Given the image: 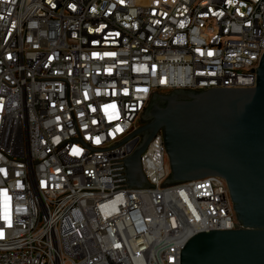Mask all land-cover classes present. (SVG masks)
Listing matches in <instances>:
<instances>
[{
	"label": "built area",
	"instance_id": "built-area-1",
	"mask_svg": "<svg viewBox=\"0 0 264 264\" xmlns=\"http://www.w3.org/2000/svg\"><path fill=\"white\" fill-rule=\"evenodd\" d=\"M264 0H0V264H179L193 234L240 228L223 178L160 187L161 133L121 159L159 90L254 86Z\"/></svg>",
	"mask_w": 264,
	"mask_h": 264
},
{
	"label": "water",
	"instance_id": "water-1",
	"mask_svg": "<svg viewBox=\"0 0 264 264\" xmlns=\"http://www.w3.org/2000/svg\"><path fill=\"white\" fill-rule=\"evenodd\" d=\"M249 88L165 89L153 93L139 115L137 128L105 148H90L78 135L74 141L93 151L111 149L139 135L121 159L124 187L154 188L147 182L139 156L160 131L169 173L160 187L217 175L224 179L240 228L201 231L179 250V264H264V52Z\"/></svg>",
	"mask_w": 264,
	"mask_h": 264
},
{
	"label": "flooded vegetation",
	"instance_id": "flooded-vegetation-1",
	"mask_svg": "<svg viewBox=\"0 0 264 264\" xmlns=\"http://www.w3.org/2000/svg\"><path fill=\"white\" fill-rule=\"evenodd\" d=\"M160 132V131H159Z\"/></svg>",
	"mask_w": 264,
	"mask_h": 264
}]
</instances>
